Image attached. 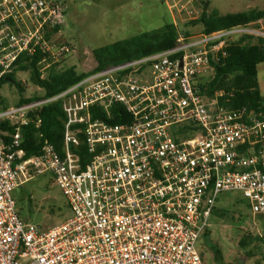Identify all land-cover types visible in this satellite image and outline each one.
Segmentation results:
<instances>
[{"label": "built area", "instance_id": "2783aa9c", "mask_svg": "<svg viewBox=\"0 0 264 264\" xmlns=\"http://www.w3.org/2000/svg\"><path fill=\"white\" fill-rule=\"evenodd\" d=\"M64 17L63 0H0V82L21 55L41 52V73L66 59L72 49L52 40ZM242 36L264 39V18L209 35L177 32L171 50L92 72L53 98L0 108V264H204L195 244L220 194L239 193L253 216L264 215V105L226 110L198 88ZM54 101L65 116L63 154L44 141L39 156L25 158L21 128L38 129L39 109ZM113 105L130 123L92 119L91 107L108 118ZM45 173L71 217L42 230L19 217L12 192Z\"/></svg>", "mask_w": 264, "mask_h": 264}, {"label": "rangeland", "instance_id": "374dc122", "mask_svg": "<svg viewBox=\"0 0 264 264\" xmlns=\"http://www.w3.org/2000/svg\"><path fill=\"white\" fill-rule=\"evenodd\" d=\"M63 1L64 24L58 34H52V40L67 44L72 50L64 61L57 63V69L75 67L77 73H88L96 67L92 57L94 49L159 29L165 24H172L180 34L201 33V27L191 22L202 12L203 1H208V11L216 10L220 15L249 9L264 12V0H192L190 3L187 0H177L178 9L180 6L184 7L181 12L172 8V2L168 0ZM48 70L42 71V77L46 76ZM212 76V72L208 71L201 83H207ZM15 80L23 88L22 95L9 81L0 87V101L7 107L15 106L20 96L27 99L42 95V91L30 82L27 72L17 73ZM257 82L264 97V64L257 68ZM12 197L20 218L42 230L61 224L71 217L66 200L49 173L32 176L12 192ZM247 205V201L239 193H222L218 197L216 208L226 214L212 216L209 220V240L217 244L224 264H264L262 241L245 247L239 244L243 237L264 234V215L253 216ZM206 244L201 236L195 248L204 264H215Z\"/></svg>", "mask_w": 264, "mask_h": 264}, {"label": "trees", "instance_id": "16d2710c", "mask_svg": "<svg viewBox=\"0 0 264 264\" xmlns=\"http://www.w3.org/2000/svg\"><path fill=\"white\" fill-rule=\"evenodd\" d=\"M202 7L203 10L199 17L193 20L191 24L199 25L201 33L205 35L237 25L253 23L264 18V12L256 9L220 15L216 10L208 11V1H203ZM185 35L188 36L189 34L185 33ZM176 40L175 27L172 24H165L159 29L143 32L131 38L96 48L92 51L96 67L88 73H77L75 67L57 69L58 65L56 64L49 68L45 77H41L38 63L43 58V54L38 51L32 56L21 55L16 61L13 71L0 82V87L9 81L16 86L20 95H22L23 88L15 80V77L19 72H27L30 82L42 91V95H34L27 99L20 96L15 106L40 99L53 98L80 82L92 72L171 50L177 46ZM224 52V57L218 54L217 61H211L212 79L205 84L201 83L198 86L199 92L207 99H212L217 95L218 105L226 110L246 108L256 111L261 109L264 105V97L258 87L257 68L259 65L264 64V39L254 36H242L235 41H231L225 47ZM0 108H7L2 100L0 101ZM90 114L92 119L111 125L126 124L131 121V117L120 105L110 107L108 118L103 109L98 106L91 107ZM38 118L41 121L38 129L33 125H29L22 127L20 130V148L23 150L25 158L39 156L44 141L53 145L55 150L62 155L65 116L62 112L61 102L54 101L43 105L38 111ZM9 131L11 130L9 129ZM79 139L81 145L76 153L80 155L82 162L85 163L89 157L85 153L82 136H79ZM28 202L30 208V201L28 200ZM219 214L224 216L226 212L215 207L212 216ZM209 235L210 232L207 229L201 236L207 243L206 246L212 255L213 261L215 264H224L217 244L209 240ZM260 241L259 236L251 235L243 237L239 244L245 247L253 242Z\"/></svg>", "mask_w": 264, "mask_h": 264}, {"label": "crops", "instance_id": "0c3cea01", "mask_svg": "<svg viewBox=\"0 0 264 264\" xmlns=\"http://www.w3.org/2000/svg\"><path fill=\"white\" fill-rule=\"evenodd\" d=\"M169 14V13H168ZM169 16L171 17V15L169 14ZM170 17H169V19H170Z\"/></svg>", "mask_w": 264, "mask_h": 264}]
</instances>
